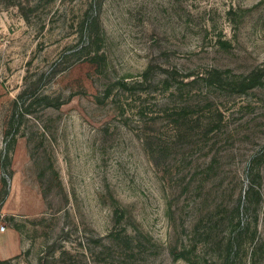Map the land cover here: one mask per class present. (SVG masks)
<instances>
[{"label":"rangeland","instance_id":"rangeland-1","mask_svg":"<svg viewBox=\"0 0 264 264\" xmlns=\"http://www.w3.org/2000/svg\"><path fill=\"white\" fill-rule=\"evenodd\" d=\"M0 259L264 264V0H0Z\"/></svg>","mask_w":264,"mask_h":264},{"label":"trees","instance_id":"trees-1","mask_svg":"<svg viewBox=\"0 0 264 264\" xmlns=\"http://www.w3.org/2000/svg\"><path fill=\"white\" fill-rule=\"evenodd\" d=\"M152 68V65L150 64L148 66V68L146 69V71L144 72V78H142L141 80L139 81H136L133 86L136 88H139V89H143L145 88L144 87V84L148 81V78H147V73L151 70ZM174 74L178 76L177 74V71H174ZM208 76V78H205L208 82L209 80H214V82H216V84L218 85H222L223 84V79H222V76L219 74V72L217 71H214L213 73H206ZM184 79L185 78H189L191 75L190 74H186V75H183ZM169 77V76H168ZM260 75H259V72H255L254 74H252L250 77L246 78L243 80V83L241 84V86L243 87H250V86H253L254 84H256L257 81H259V78ZM173 78V77H170V78H166L167 81L165 82V86H171L172 82L170 81V79ZM195 79H191L189 81H186V80H179V84L181 86H178V87H175L174 88V93L176 91H178V95L182 98V101L181 102H177L175 103V106L171 108V111L170 113L168 114V120L174 125L176 126H182V127H185L186 124L189 123V121L191 122L193 120V116L191 115V95H185L183 93V87L185 85H192L194 83ZM122 84L124 86H127V83L126 82H122ZM178 85V84H177ZM173 93V94H174ZM25 94V90H23L21 93H20V97H22L23 95ZM17 103V102H16ZM18 113V112H16ZM12 138L13 135H12ZM115 231H112L110 232V235H113ZM9 263V259H0V264H8Z\"/></svg>","mask_w":264,"mask_h":264},{"label":"built area","instance_id":"built-area-1","mask_svg":"<svg viewBox=\"0 0 264 264\" xmlns=\"http://www.w3.org/2000/svg\"><path fill=\"white\" fill-rule=\"evenodd\" d=\"M3 227V226H2Z\"/></svg>","mask_w":264,"mask_h":264}]
</instances>
